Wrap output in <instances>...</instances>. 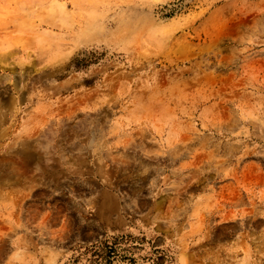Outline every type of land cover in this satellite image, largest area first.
<instances>
[{
	"label": "rangeland",
	"instance_id": "374dc122",
	"mask_svg": "<svg viewBox=\"0 0 264 264\" xmlns=\"http://www.w3.org/2000/svg\"><path fill=\"white\" fill-rule=\"evenodd\" d=\"M0 181V264H264V0H0Z\"/></svg>",
	"mask_w": 264,
	"mask_h": 264
},
{
	"label": "bare ground",
	"instance_id": "6f19581e",
	"mask_svg": "<svg viewBox=\"0 0 264 264\" xmlns=\"http://www.w3.org/2000/svg\"><path fill=\"white\" fill-rule=\"evenodd\" d=\"M3 129H4V128H3ZM14 135H15V134H14ZM10 138H12V137H10ZM9 140H10V139H9ZM8 142H9V141H8ZM2 144H3V143H2ZM4 144H5V143H4ZM4 144H3V145H4ZM6 144H7V143H6ZM14 145H15V144H14ZM18 155H19V154H18ZM25 155H26V154H25ZM25 155H24V156H25ZM29 155H30V154H28V157H29ZM22 156H23V155H22ZM21 158H22V157H21ZM23 159H24V158H23ZM27 159H28V158H27ZM27 159H26V161H27ZM18 161H20V160H18ZM24 161H25V159H24ZM17 177H18V176H17ZM19 180H20V179H19ZM0 182H1V181H0ZM21 182H22V181H21ZM10 184H11V181H10ZM10 184H8V187H9ZM16 184H17V183H16ZM11 185H12V184H11ZM14 185H15V184H14ZM17 189H18V188H17ZM18 190H19V189H18ZM24 198H25V197H24ZM25 199H26V198H25ZM245 202H247V201H245ZM24 203H25V202H24ZM53 240H54V239H53ZM0 256H1V255H0Z\"/></svg>",
	"mask_w": 264,
	"mask_h": 264
}]
</instances>
